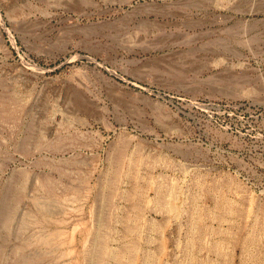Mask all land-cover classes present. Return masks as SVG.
<instances>
[{
    "label": "rangeland",
    "instance_id": "1",
    "mask_svg": "<svg viewBox=\"0 0 264 264\" xmlns=\"http://www.w3.org/2000/svg\"><path fill=\"white\" fill-rule=\"evenodd\" d=\"M262 70L264 0H0V264H264Z\"/></svg>",
    "mask_w": 264,
    "mask_h": 264
},
{
    "label": "bare ground",
    "instance_id": "2",
    "mask_svg": "<svg viewBox=\"0 0 264 264\" xmlns=\"http://www.w3.org/2000/svg\"><path fill=\"white\" fill-rule=\"evenodd\" d=\"M246 63V62H245ZM247 63H249V62H247ZM241 64H244V63H241ZM244 65H246V64H244ZM246 70V69H245ZM262 72L264 73V71L262 70ZM89 97V96H88ZM42 103H44V102H42ZM151 104V103H150ZM45 108V107H44ZM41 109V108H40ZM80 109V108H79ZM83 111V110H82ZM72 113V112H71ZM75 113H78V112H75ZM57 117V116H56ZM67 117V116H66ZM68 117H69V115H68ZM33 121V120H32ZM82 121V120H81ZM88 121V120H87ZM41 122V121H40ZM43 122V121H42ZM24 124V123H23ZM37 124V123H36ZM40 125V124H39ZM42 127V126H41ZM22 128V127H21ZM24 128V127H23ZM30 134V133H29ZM50 134V133H49ZM61 135V134H60ZM63 137V136H62ZM73 138V137H72ZM38 143V142H37ZM56 143V142H55ZM68 143V142H67ZM166 144V143H165ZM74 145V144H73ZM172 146V145H171ZM68 150V149H67ZM47 153V152H46ZM51 153V152H50ZM46 157V156H45ZM53 158V157H52ZM129 160V159H128ZM66 162V161H65ZM52 163V162H51ZM40 165V164H39ZM49 167V166H48ZM64 168V167H63ZM167 173V172H166ZM63 178V177H62ZM37 179V178H36ZM155 179V178H154ZM68 180V179H67ZM154 182V181H153ZM29 186V185H28ZM174 189H175V187H173ZM36 189V188H35ZM59 189V188H58ZM173 189V190H174ZM104 192V191H103ZM31 195V194H30ZM47 196V195H46ZM171 198V197H170ZM169 202V201H168ZM170 202H171V199H170ZM171 205H173V204H171ZM175 208H176V206H175V203H174V205H173ZM172 206V207H173ZM196 206V205H195ZM178 207V206H177ZM39 210H43L45 207H43V206H40V205H38V207H37ZM28 209V208H27ZM176 210V209H175ZM35 211V210H34ZM171 211V210H170ZM52 214H53V212H52ZM47 216V215H46ZM50 217V216H49ZM55 219V218H54ZM26 224V223H25ZM29 226V225H28ZM58 227V226H57ZM48 228V227H47ZM52 230V229H51ZM194 230V229H193ZM30 232V231H29ZM45 234V233H44ZM43 234V235H44ZM97 235V234H96ZM56 236H59V235H56ZM52 237V236H51ZM96 238V237H95ZM57 243V242H56ZM56 243H55V245H53V246H56ZM59 243V242H58ZM57 243V244H58ZM11 245V244H10ZM11 247V246H10ZM52 247V246H51ZM97 247V248H96ZM95 248L96 249H99V252L101 251V248H100V246H94V248L93 249H90L88 252H87V254H86V258H88L89 256H92L93 255V252H94V250H95ZM112 248V247H111ZM41 249V248H40ZM43 249V248H42ZM39 250V249H38ZM250 253V252H249ZM28 254V253H27ZM111 254V251L108 249V248H106V250L104 251V256H106V255H110ZM35 255V254H34ZM113 255V254H112ZM256 255V254H255ZM72 258V257H71ZM79 259V258H78ZM8 260V259H7ZM40 260V259H39ZM76 260V259H75ZM62 261V260H61ZM66 261V260H65ZM150 262V261H149ZM16 264V263H15ZM82 264V263H81Z\"/></svg>",
    "mask_w": 264,
    "mask_h": 264
}]
</instances>
